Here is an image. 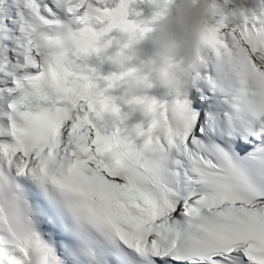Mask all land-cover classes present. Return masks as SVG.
Segmentation results:
<instances>
[{"label": "snow or ice", "instance_id": "obj_1", "mask_svg": "<svg viewBox=\"0 0 264 264\" xmlns=\"http://www.w3.org/2000/svg\"><path fill=\"white\" fill-rule=\"evenodd\" d=\"M0 0V264H264V20L218 13L195 87L128 113L117 77L89 61L121 26L150 31L174 0ZM184 72L183 65L179 69ZM55 83L74 100L51 99ZM121 116L101 123V104ZM137 120L144 131L134 128ZM163 129L160 131L159 129ZM123 145L119 157L105 153Z\"/></svg>", "mask_w": 264, "mask_h": 264}, {"label": "clouds", "instance_id": "obj_2", "mask_svg": "<svg viewBox=\"0 0 264 264\" xmlns=\"http://www.w3.org/2000/svg\"><path fill=\"white\" fill-rule=\"evenodd\" d=\"M149 7L158 9L161 7L160 0H151ZM219 13L216 0H174L172 6L164 12L152 29L147 33L136 35L130 26H121L120 34L116 44L97 45L93 52L102 57L113 66H121L127 63L133 56H143L149 67L158 73V78H153L140 69L124 73L122 81L118 86L124 88V95L127 97L128 113H139L153 121L156 120L159 108L153 102L151 95H134L141 88L151 89L159 86L170 92L179 89L195 87L199 83L202 73L206 70L208 59L207 52L217 48L216 24L214 18ZM253 13L264 20V4L252 5L251 0H240V6L234 19L242 23L245 18L251 17ZM147 42L151 50H145L141 45ZM128 53H131L129 55ZM8 48L5 44V37L0 36V58L7 59ZM183 65L185 71L181 72ZM51 99L63 97L67 100H74V97L64 93V90L55 83L50 85ZM122 110L115 104L101 103L96 111L99 121L106 122L111 119L113 123L121 116ZM139 135L144 131L137 120L134 125ZM163 131V129H159ZM123 145L113 144L105 153L110 160L119 157ZM10 255L6 249H0V260ZM33 264H44L41 249L33 248Z\"/></svg>", "mask_w": 264, "mask_h": 264}, {"label": "rangeland", "instance_id": "obj_3", "mask_svg": "<svg viewBox=\"0 0 264 264\" xmlns=\"http://www.w3.org/2000/svg\"><path fill=\"white\" fill-rule=\"evenodd\" d=\"M216 3L218 5L219 12L227 16L231 23H234V24L238 23L237 20L234 19V16L236 15L237 9L240 6V0H216ZM251 3L253 6H255L256 4H264V0H251ZM5 44L9 50L7 42H5ZM8 59L10 60V58ZM3 100H5V97L2 94H0V106Z\"/></svg>", "mask_w": 264, "mask_h": 264}, {"label": "bare ground", "instance_id": "obj_4", "mask_svg": "<svg viewBox=\"0 0 264 264\" xmlns=\"http://www.w3.org/2000/svg\"><path fill=\"white\" fill-rule=\"evenodd\" d=\"M7 45H8V47H9V50H8V58H10V60L11 61H15L16 59H17V57H18V50H17V45H16V40H15V38L14 37H12L9 41H7ZM2 80H5L6 81V84H1V81ZM0 87L2 88V93L5 95V99H8V98H10L9 96H8V93H7V91H6V89L8 88V87H10L9 85H8V79L6 78V77H4V76H2V75H0ZM0 112H1V110H0Z\"/></svg>", "mask_w": 264, "mask_h": 264}]
</instances>
